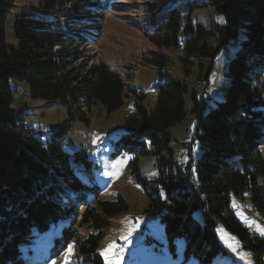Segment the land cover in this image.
I'll return each mask as SVG.
<instances>
[{
	"label": "trees",
	"instance_id": "trees-1",
	"mask_svg": "<svg viewBox=\"0 0 264 264\" xmlns=\"http://www.w3.org/2000/svg\"><path fill=\"white\" fill-rule=\"evenodd\" d=\"M112 1L41 0L50 19L16 17L14 48L6 41V29L15 0H0V264H34L21 258L18 242L59 220L66 224L54 238L48 258L60 254L77 237L76 226L85 224L97 232L79 240V264H103L97 253L100 229L124 208V201L100 200L98 187L76 175L68 152L60 146L65 125L46 142L28 131L11 108L10 79L25 82L31 98L65 105L71 119H86L96 101L107 112L119 108L125 83L104 61L89 62L85 50L99 39ZM143 6L155 43L181 45L185 52L181 61L185 65L192 63L188 58L197 61L203 87L216 54L226 46L231 49L227 87L213 106L206 109L203 91L197 94L185 81L164 73L160 74L164 80L155 85L154 108L138 105L126 118L122 139L134 153L133 174L145 183L137 169L143 157L153 156L158 169L149 181L148 210L167 207L161 218L168 238L183 237L185 255L201 264L224 253L219 227L236 236L255 264H264V236L243 226L229 205L232 193L247 191L264 220V0H146ZM201 7L212 8L222 21L192 22L191 13ZM150 55L159 57L151 60L162 65L167 59L156 51ZM187 109L195 124L191 140L184 144L186 157L179 160L169 128L183 120ZM74 157L86 171L95 166L83 149L74 151ZM78 205L79 219L72 215ZM195 211L202 213V222L194 217Z\"/></svg>",
	"mask_w": 264,
	"mask_h": 264
},
{
	"label": "rangeland",
	"instance_id": "rangeland-1",
	"mask_svg": "<svg viewBox=\"0 0 264 264\" xmlns=\"http://www.w3.org/2000/svg\"><path fill=\"white\" fill-rule=\"evenodd\" d=\"M145 1H112L105 15L99 39L85 47L90 57L89 62L104 61L119 73L125 83L123 104L119 108L107 112L102 103L96 101L91 104L86 119H71L65 105L31 98L25 82L10 79L11 108L28 131L33 132L43 142L51 138L56 128L65 125L60 146L68 152L76 175L85 183H93L98 187L100 200L114 201L120 197L124 201V208L111 215L108 224L100 229L101 238L97 244V253L101 256L103 264H201L192 256L185 255L183 237H176L172 241L168 238L161 218L167 207L161 211L148 210L149 181L156 176L158 169L153 156L140 158L137 169L145 183L139 182L130 165L134 153L125 148L122 135L126 132V118L136 113L138 105L147 110L154 108L155 85L164 80L160 74L168 73L174 80L185 81L189 89L195 90L197 94L203 91L206 109L216 101L222 100L227 87L226 61L231 49L226 46L216 54L208 74V83L203 87L198 78L197 61L188 58L192 62L189 65L181 61L185 57L181 45L159 47L155 43L152 37L153 25L147 23L149 13L143 6ZM40 3L41 0H15L7 17L8 45L14 48L18 46L12 29V22L16 17L50 19L49 11L42 9ZM190 20L207 24L211 21L221 22L222 16L210 7H201L193 10ZM150 51L162 53L167 58L162 61L164 64L153 62L152 60L160 58L150 55ZM200 65L205 66V61L200 62ZM131 87L135 89L134 92L129 90ZM194 124L195 117L187 109L183 120L169 128L173 136L171 147L176 159L183 160L186 157L184 144L191 140ZM80 149L85 150L88 158L94 163L91 171H86L83 165L75 160L74 151ZM159 157L163 158V153H160ZM160 192L162 193V190ZM71 199H74L73 196ZM88 200L90 201V198ZM229 201L237 220L251 233L263 237L264 220L253 209L249 193H232ZM88 206L90 207L91 203ZM79 208L78 205L72 212L77 219L82 214ZM194 217L200 222L203 220L200 211H195ZM65 224L66 221L59 220L50 224L45 231L33 232L32 237L20 240L18 248L21 258L34 264H79V240L89 233H96L97 229L85 224L77 225V237L56 257L48 258L54 238L60 235ZM217 237L224 253L217 254L206 264H255L252 254L240 245L234 234L219 227ZM112 243L117 246L113 250L116 253L115 260L111 259V251L107 253L109 259L105 258V251Z\"/></svg>",
	"mask_w": 264,
	"mask_h": 264
},
{
	"label": "snow or ice",
	"instance_id": "snow-or-ice-1",
	"mask_svg": "<svg viewBox=\"0 0 264 264\" xmlns=\"http://www.w3.org/2000/svg\"><path fill=\"white\" fill-rule=\"evenodd\" d=\"M116 247H117V246L115 245V243H112V244H110V245L108 246V249L105 251V258H106V259H109L107 253L111 251V252L113 253L111 259H112V260H115L116 253H115L113 250H114ZM230 247H231V246H230ZM233 250L235 251V249H233Z\"/></svg>",
	"mask_w": 264,
	"mask_h": 264
}]
</instances>
